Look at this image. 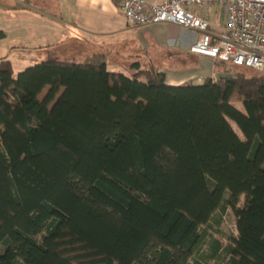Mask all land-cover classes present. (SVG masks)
Masks as SVG:
<instances>
[{"label":"trees","instance_id":"trees-1","mask_svg":"<svg viewBox=\"0 0 264 264\" xmlns=\"http://www.w3.org/2000/svg\"><path fill=\"white\" fill-rule=\"evenodd\" d=\"M232 66L170 85L101 54L15 77L1 58L0 264H205L225 194L237 235L209 256L264 264V74Z\"/></svg>","mask_w":264,"mask_h":264},{"label":"crops","instance_id":"crops-1","mask_svg":"<svg viewBox=\"0 0 264 264\" xmlns=\"http://www.w3.org/2000/svg\"><path fill=\"white\" fill-rule=\"evenodd\" d=\"M205 13L210 31L223 32L221 8L214 4ZM0 30V59H8L16 74L49 58L82 63L94 54L105 57L108 70L127 75L154 66L156 55L178 60L171 79L159 69L170 85L183 83L184 72L202 80L220 73L214 59L189 51L197 31L172 23L129 25L118 0H0Z\"/></svg>","mask_w":264,"mask_h":264},{"label":"built area","instance_id":"built-area-1","mask_svg":"<svg viewBox=\"0 0 264 264\" xmlns=\"http://www.w3.org/2000/svg\"><path fill=\"white\" fill-rule=\"evenodd\" d=\"M126 23L133 26L172 23L197 31L192 53L264 74V0H118ZM221 8L224 31L212 33L193 7Z\"/></svg>","mask_w":264,"mask_h":264},{"label":"rangeland","instance_id":"rangeland-1","mask_svg":"<svg viewBox=\"0 0 264 264\" xmlns=\"http://www.w3.org/2000/svg\"><path fill=\"white\" fill-rule=\"evenodd\" d=\"M199 8L197 7H193V11L194 13H196L198 16L200 17H204L206 15L204 10H198ZM60 59L63 60H69V59H65L64 57H60ZM217 61V60H215ZM154 66H147L144 68H148L151 67L155 70H166V78H172L174 77V75L177 74V72L173 71L174 69H177L179 67H174L175 64H179L178 60H163L161 58H159L158 55H156L155 60H154ZM229 64V63H228ZM231 65V64H230ZM234 70H239L242 69L244 70L247 74H252V73H259L256 70H253L251 68H246V67H236V66H232ZM160 69V70H159ZM178 70V69H177ZM185 75L182 79L184 80V82H192V81H202V79L198 78V77H194L193 74L189 73V72H184ZM16 73H13V76L15 77ZM46 93V90L42 91L39 94V99H43L44 95ZM238 108L240 110H243V106L240 102H236ZM230 124L232 125V127L234 128V130L236 131V133L243 138L241 132L239 131V129L236 127V125L229 120ZM227 194H225L224 196V202L222 204V206H224V208H220L216 213H214V215L212 216V218L210 219V221L205 224L202 225L200 227V230H205L206 231V238L203 242L202 245H200V247L198 248L197 253L195 254V257L198 258L199 260H201L202 262H205V264H221L219 261V256H209L210 254V245L212 244L213 241H219L220 245H221V254L224 253L225 248L228 245H231L233 243V239L236 237L237 235V230L235 228V218H234V214L232 209L225 203V199L227 198ZM244 200V195H242L240 197V202L238 205L241 204V202ZM2 246L0 245V250H2Z\"/></svg>","mask_w":264,"mask_h":264}]
</instances>
